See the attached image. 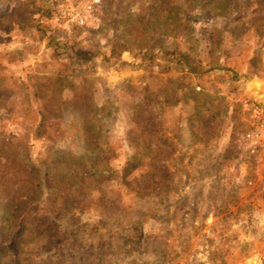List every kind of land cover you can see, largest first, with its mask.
Masks as SVG:
<instances>
[{
    "label": "rangeland",
    "instance_id": "obj_1",
    "mask_svg": "<svg viewBox=\"0 0 264 264\" xmlns=\"http://www.w3.org/2000/svg\"><path fill=\"white\" fill-rule=\"evenodd\" d=\"M117 1L0 0L3 231L25 208L38 222L67 209V226L100 229L64 248L72 264L132 248L131 264H264V0L195 9L189 30L148 37ZM158 45L141 66L121 56ZM91 156L107 170L90 178L76 161ZM40 175L57 192L35 202ZM124 214L139 243L101 247Z\"/></svg>",
    "mask_w": 264,
    "mask_h": 264
},
{
    "label": "trees",
    "instance_id": "obj_2",
    "mask_svg": "<svg viewBox=\"0 0 264 264\" xmlns=\"http://www.w3.org/2000/svg\"><path fill=\"white\" fill-rule=\"evenodd\" d=\"M125 5L122 4V0L117 2L121 5V9L124 13L121 15L128 22L130 27H139L141 32L148 37L149 35H158L161 33L162 27H173L172 33H182L188 29L189 20L183 17L189 14L195 9H201L205 12L211 13L212 11L228 10L229 0H141L140 2H134V0H126ZM112 2V0H109ZM180 3L182 9L180 8ZM120 7V6H119ZM181 10L180 19L176 16L175 12ZM179 14V15H180ZM124 15V16H123ZM176 23V24H175ZM148 35V36H147ZM117 40V39H115ZM114 40L110 48V57L115 58L116 52L120 47V44ZM161 51V46L158 45L154 48L147 50H137L133 52L130 49L122 48L121 56L123 61L130 66H141L147 62L151 57L157 56ZM181 56V54L179 53ZM174 57L178 58V54L174 52ZM105 131V130H104ZM76 164L82 168V170L90 178L97 176L100 173H104L107 170L106 161L100 157L91 156L87 158H80L76 161ZM25 167L29 173H32L33 165L31 164L30 157L25 158ZM43 176L33 180L34 189V201L39 202L45 194H53L57 191L54 188L43 186ZM33 203V202H32ZM135 214H140L142 208H138ZM107 212L111 213L114 218L116 210L107 208ZM38 211L32 208H25L23 213L18 217H14L8 228L3 231V223L0 222V264H72L70 259L64 253V248L69 247L71 244L77 243L79 237L82 242L87 232H84L83 228H88L89 224L78 225L77 223L70 221V225L67 226L65 219L70 217L73 212H68L67 209L62 211H53L50 214H41L36 219ZM132 217H136L130 215ZM125 222L122 225L113 229V232L107 231L103 237L106 238L101 247L104 245L112 246V240L120 238V234H125L121 241L122 247L127 249L128 246L139 243V230L137 226L133 224V219L128 214L123 215ZM126 217L131 218L129 220ZM120 217L114 219L119 220ZM138 219V223H139ZM34 224V226H33ZM36 224V225H35ZM137 224V223H136ZM91 229L100 231L98 225H93ZM89 232H92L89 231ZM117 232L119 234L117 235ZM82 235V236H81ZM113 238V239H112ZM86 239V238H85ZM38 240L42 243V247L45 250L42 254H35L34 258L25 250L28 243ZM118 241V244L121 243ZM84 250V249H83ZM132 251V252H131ZM133 248L122 251L121 254L113 255L108 261L104 258H97L95 256H89L81 254L79 261L85 260V264H131L132 259L135 258L133 254ZM105 257V255L103 254ZM121 256H123L121 258ZM86 257V259H84Z\"/></svg>",
    "mask_w": 264,
    "mask_h": 264
},
{
    "label": "built area",
    "instance_id": "obj_3",
    "mask_svg": "<svg viewBox=\"0 0 264 264\" xmlns=\"http://www.w3.org/2000/svg\"><path fill=\"white\" fill-rule=\"evenodd\" d=\"M82 22V20H80ZM260 145L264 148V120L260 124V128H258V135L256 136Z\"/></svg>",
    "mask_w": 264,
    "mask_h": 264
}]
</instances>
